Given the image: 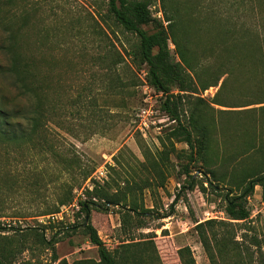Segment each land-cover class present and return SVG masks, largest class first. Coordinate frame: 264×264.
Returning <instances> with one entry per match:
<instances>
[{
	"label": "rangeland",
	"instance_id": "374dc122",
	"mask_svg": "<svg viewBox=\"0 0 264 264\" xmlns=\"http://www.w3.org/2000/svg\"><path fill=\"white\" fill-rule=\"evenodd\" d=\"M201 1V8L216 3ZM174 3L180 5L182 14L185 6L199 4L198 0H165L166 9ZM152 11L154 17L163 19L161 0ZM204 12L200 13L202 28L194 36L199 52L220 41L218 34L230 23ZM232 16L264 33V8L245 9ZM144 29L153 32L151 27ZM17 31L21 49L36 60L38 82L48 88L42 96L47 103L49 134L44 147L0 146V245L5 251L4 264H57L52 251L40 245L33 228L46 229L48 239L53 234L61 237L56 245L60 260L69 264L100 262L97 246L82 228L60 231L83 223L86 215L82 206L80 210L70 206L81 192L93 190L96 184L108 197L133 201L140 210L152 211L153 217L144 219L146 227L125 231L119 205L103 206L102 200L90 209L89 221L105 245L109 249L119 244L135 245L143 264H232L234 253L222 256L213 241V235L225 233L222 227L207 230L214 263L201 244L196 225L197 221L209 220L208 212L223 217L214 219L217 222L234 223L236 241L254 261L261 253L264 256L263 188L256 186L246 199L250 220L237 222L225 211L227 192L215 193L203 175L212 169L220 180L225 179L216 185L231 190L229 196L234 198L242 195L245 186L237 177L246 168L262 166L264 158L259 150L264 147V135L254 133L264 127V104H258L264 101V81L256 53L250 65L233 60L217 86L203 91L187 72L173 89L185 103L187 122H196L209 131L208 151L192 162L184 142L175 141V148L169 147L166 137L174 124L161 110L164 96L147 84L146 66L133 63L132 51L138 39L115 23L106 0H0V46L8 44L9 34ZM177 32L182 37V31ZM171 48L175 54L172 43ZM237 56L234 51L216 53V59L209 62L214 70L218 62ZM3 58L0 54V60ZM225 79L226 86L220 90ZM22 103L26 105L28 98ZM142 121L148 123L146 137L140 131ZM73 158L80 162L79 168L67 165ZM102 167L107 178L96 183L92 177ZM185 167L194 178V187L182 192L188 178ZM84 171L91 173L87 180ZM62 201H66L64 205ZM64 206L69 213L64 215V222L49 219ZM183 248L190 249L184 259L180 254ZM242 258L247 261L245 251Z\"/></svg>",
	"mask_w": 264,
	"mask_h": 264
},
{
	"label": "trees",
	"instance_id": "16d2710c",
	"mask_svg": "<svg viewBox=\"0 0 264 264\" xmlns=\"http://www.w3.org/2000/svg\"><path fill=\"white\" fill-rule=\"evenodd\" d=\"M106 1L108 13L115 23L124 32L131 33L138 39L132 51L133 63L138 66H146L147 84L164 96L161 110L174 124L166 137L169 147L175 148V141L184 142L189 147L191 161L195 162L198 155L208 151L209 131L207 127L200 126L196 122L193 124L187 122L185 103L179 95L173 93V89L181 84L182 77L187 72L191 73L192 81L199 83L203 91L217 86L222 76L227 74L226 67L229 68L233 60L243 65H250L254 62L255 53L258 55V63L262 68L264 81V33L254 31L232 16L233 13L245 9L260 11L264 8V0H216L215 4L207 7L208 9L206 6L201 8L203 1L198 0L199 4L196 3V6H185L182 9L185 11L184 14H182L179 4L174 3L167 10L165 0H161L163 19L153 16L152 7L157 0ZM187 8H189L188 11ZM204 9L212 17L230 23L228 26L225 25L222 33L218 34V38H221L220 41L214 46L201 49L202 51L199 52L198 46L194 42V36L202 28L203 22H201L200 13ZM232 20H234L233 23H231ZM262 26L264 28V22ZM144 27H151L153 32H149ZM178 30L182 31L180 38L177 36ZM18 33L19 31L16 34L11 32L9 43L0 46V54L4 57L0 60V146L8 145L15 148L26 146L27 149L38 145L44 147L47 144L46 137L49 134L47 129L49 117L46 108L47 103L44 102L45 99L42 94L47 86L38 82L36 60L25 55L18 43ZM171 43L175 46V54H173ZM230 51L238 52V56L232 57L230 61L218 62L217 67L213 70L211 62H209L210 59L213 57L216 59V53L219 55ZM225 86L226 79L220 90ZM24 97L28 98L26 105L22 103ZM218 104L223 105L221 102ZM258 104H264V101ZM262 111L264 112V107H262ZM254 134L263 136L264 127ZM49 148L53 153V147ZM261 148L264 150V147ZM261 150H259V155L264 158V151ZM205 160L203 159L202 163L207 167L208 163ZM67 165L72 169L79 168L80 162L73 158ZM184 172L188 178L186 185L181 188L182 192L194 187V178L190 175L189 168L185 167ZM207 173H203L206 175L205 183H208L218 195L225 194L218 189L221 186L216 185L225 179L220 180L212 169L208 173L209 176ZM83 176L87 180L91 173L84 171ZM237 178L245 185L242 195L231 198L230 194H225L227 197L225 199L227 203L225 211L230 220L247 222L251 217V212L247 207V197L253 193L256 186H261L264 198V159L262 166L246 168ZM30 187L32 188L33 185ZM86 194L88 200L82 202L81 209L86 215L83 223L67 229H60V231L75 232L77 228H82V233L88 236L89 241L94 246H97L100 262L79 261L74 264H143L142 257L134 251L135 245L119 244L113 249H109L91 222L88 221L86 226L84 224L88 212H91V206H98L97 202L102 200H105L103 206L113 203L121 207V223L122 229L125 231L131 227H146L145 224L143 225L144 219L152 218V211L140 210L138 204L133 201L126 203L121 198L108 197L99 184H96L93 190H87ZM93 199H96L97 202ZM65 202L62 201L61 204L64 205ZM233 224L231 221L208 220L201 223L197 221L196 231L211 261L214 263V254L207 230L218 225L222 227L225 233L221 236L213 235V241L222 256L230 257L234 253L236 259L232 264H264L262 253L256 258L259 260L254 261L253 257L248 255L247 250L242 249V243L236 241L235 225ZM32 231L38 238L40 245L52 251L54 263L69 264L66 259L60 260L57 255L56 245L62 240L61 237L53 234L48 239L46 229L33 228ZM255 245L259 246V242H256ZM243 250L246 252L247 261L242 258ZM189 252L190 249L188 248L180 250L183 259ZM4 260L5 251L0 245V264H4Z\"/></svg>",
	"mask_w": 264,
	"mask_h": 264
},
{
	"label": "built area",
	"instance_id": "2783aa9c",
	"mask_svg": "<svg viewBox=\"0 0 264 264\" xmlns=\"http://www.w3.org/2000/svg\"><path fill=\"white\" fill-rule=\"evenodd\" d=\"M144 112H146L148 114V116L154 115L153 111H152V114H150L149 111H144ZM165 118L169 121V118L167 116H165ZM146 128H148V123H146L145 121H142L140 123V131L144 137H146V135H147ZM92 178L96 181V183L104 182V179L107 178L106 169L104 167L98 169V171L96 173H94ZM87 200H88V196L86 195V193L81 192L79 194V197L73 201V203L71 204L70 207L74 208V210H80V206H82V202L87 201ZM93 200L97 202L96 199H93ZM65 214H67L69 216L68 209L66 206L62 207L61 210L59 212H57L56 214L51 215L49 217V219L52 220L53 222H64L66 220L64 217ZM206 214H207V216H206L207 220L208 219L209 220L223 219V217L221 215H218V214H214L211 212H208ZM71 220H72V222L74 221V215L71 217Z\"/></svg>",
	"mask_w": 264,
	"mask_h": 264
},
{
	"label": "water",
	"instance_id": "95a60500",
	"mask_svg": "<svg viewBox=\"0 0 264 264\" xmlns=\"http://www.w3.org/2000/svg\"><path fill=\"white\" fill-rule=\"evenodd\" d=\"M198 173H202V171H199ZM218 189L222 192H227L228 194H231V190L227 189V188H221L218 187ZM87 206V205H86ZM90 216H91V212H88L87 217H86V222L84 224V226H86L88 224V221L90 220Z\"/></svg>",
	"mask_w": 264,
	"mask_h": 264
}]
</instances>
